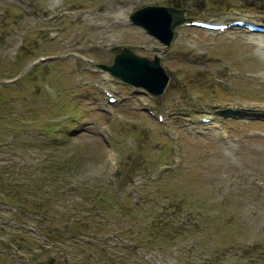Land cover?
<instances>
[{
    "label": "rangeland",
    "instance_id": "1",
    "mask_svg": "<svg viewBox=\"0 0 264 264\" xmlns=\"http://www.w3.org/2000/svg\"><path fill=\"white\" fill-rule=\"evenodd\" d=\"M102 2L0 0V263L82 237L95 264L134 247L142 264H264V31L180 25L165 46L128 22L160 4L264 23V0H117L110 22ZM122 46L160 56L163 93L95 66Z\"/></svg>",
    "mask_w": 264,
    "mask_h": 264
},
{
    "label": "water",
    "instance_id": "2",
    "mask_svg": "<svg viewBox=\"0 0 264 264\" xmlns=\"http://www.w3.org/2000/svg\"><path fill=\"white\" fill-rule=\"evenodd\" d=\"M185 11L173 5L146 4L130 13L129 18L133 23L142 25L159 41L169 45L174 28L189 19ZM101 66L124 83L143 87L154 95L163 93L169 81V75L161 66L158 55L152 58L138 55L126 46L114 54L111 64Z\"/></svg>",
    "mask_w": 264,
    "mask_h": 264
},
{
    "label": "flooded vegetation",
    "instance_id": "3",
    "mask_svg": "<svg viewBox=\"0 0 264 264\" xmlns=\"http://www.w3.org/2000/svg\"><path fill=\"white\" fill-rule=\"evenodd\" d=\"M65 248L61 250L59 258L56 257H50L48 260V264H83V259H89L88 264H95V243H91L93 246L90 250H87L85 247L83 248V239L82 237H73L68 238L66 237L64 239ZM72 241V242H69ZM87 243H89L88 239H86ZM139 243H135V246H139ZM72 249H70V247ZM110 249V248H109ZM99 254L102 258H104L103 264H128V261L130 258H132V262L134 264H142L141 261H143L146 257V253L139 252L136 247H134V251L137 253H120L118 255L111 254L106 248L98 249ZM73 256V258H70V256ZM153 256L163 257V254L160 253H153ZM171 256L174 257L175 253L172 252ZM117 258V259H114ZM93 260V261H92ZM40 260H38V264H40ZM32 264H35L32 262Z\"/></svg>",
    "mask_w": 264,
    "mask_h": 264
},
{
    "label": "bare ground",
    "instance_id": "4",
    "mask_svg": "<svg viewBox=\"0 0 264 264\" xmlns=\"http://www.w3.org/2000/svg\"><path fill=\"white\" fill-rule=\"evenodd\" d=\"M116 1L117 0H103V2H102V8H103V10H102V12L104 13V15L105 14H107V16H108V18H109V22L111 21V20H113L114 18H115V16H116V14H115V11L117 10V6H115V4H116ZM50 8V7H49ZM54 9H56V5L54 4V6H52L51 8H50V10H54ZM62 13H64V12H60L58 15H61ZM65 13H67V14H73V15H77V16H79V11H76V10H73L72 12H65ZM99 14H100V12H97V13H93L90 17H89V20H90V22H93L92 20H93V18L95 17H99ZM82 16H86V13L85 12H82ZM251 34H253V33H251ZM263 40H259L258 41V43H260V42H262ZM261 107H263V106H261ZM165 120V118H162L161 119V121L163 122ZM219 132V131H218ZM222 132V131H221ZM215 168H216V166L214 167V170H215Z\"/></svg>",
    "mask_w": 264,
    "mask_h": 264
}]
</instances>
